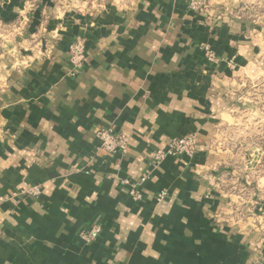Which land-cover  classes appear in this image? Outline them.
Masks as SVG:
<instances>
[{
    "label": "crops",
    "instance_id": "obj_1",
    "mask_svg": "<svg viewBox=\"0 0 264 264\" xmlns=\"http://www.w3.org/2000/svg\"><path fill=\"white\" fill-rule=\"evenodd\" d=\"M253 2L0 0V264H264V16L237 12ZM190 136L192 159L153 163Z\"/></svg>",
    "mask_w": 264,
    "mask_h": 264
},
{
    "label": "built area",
    "instance_id": "obj_2",
    "mask_svg": "<svg viewBox=\"0 0 264 264\" xmlns=\"http://www.w3.org/2000/svg\"><path fill=\"white\" fill-rule=\"evenodd\" d=\"M190 9L202 13L206 7V0H189ZM203 48L206 52L207 58L215 62L216 56L212 53L210 47L208 45H203ZM69 60L72 63L73 67L80 71L84 64L86 63L85 56V43L82 39H77L74 41L68 50ZM97 136L101 141V150L107 154H117V153H126L128 149V138L124 135L116 133L113 129H99L97 131ZM198 148V142L196 136H190L187 138H179L172 141L169 149L167 151H158L153 154L152 161L155 164H159L169 157L179 158V157H187L193 158ZM40 189L34 188L31 191L32 195H38ZM133 197L136 200L141 199V195L139 192L134 190L132 192ZM161 195L160 198H162ZM101 232L100 227L94 228L90 233L83 234L82 238L86 241H94ZM3 235L2 225L0 223V239Z\"/></svg>",
    "mask_w": 264,
    "mask_h": 264
},
{
    "label": "rangeland",
    "instance_id": "obj_3",
    "mask_svg": "<svg viewBox=\"0 0 264 264\" xmlns=\"http://www.w3.org/2000/svg\"><path fill=\"white\" fill-rule=\"evenodd\" d=\"M189 7H190V5H189ZM205 9H206V7H205ZM237 12L239 13V15H241V17H249V18L262 17V16H264V0H254V2L252 4H247V5L243 4V5H241V7H239ZM196 13H199V12H196Z\"/></svg>",
    "mask_w": 264,
    "mask_h": 264
}]
</instances>
